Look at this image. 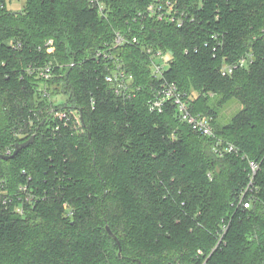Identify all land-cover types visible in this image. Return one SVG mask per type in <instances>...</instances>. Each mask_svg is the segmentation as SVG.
<instances>
[{
    "label": "trees",
    "instance_id": "16d2710c",
    "mask_svg": "<svg viewBox=\"0 0 264 264\" xmlns=\"http://www.w3.org/2000/svg\"><path fill=\"white\" fill-rule=\"evenodd\" d=\"M153 1L105 0V15L89 0H25L20 10L0 0V179L12 196L0 205V264H264V0H173L190 17L182 27L140 18ZM118 32L170 52L165 78L189 94L192 113L212 116L214 137L171 102L150 110L159 81L141 46L113 50L136 88L116 94L93 55ZM47 64L51 93L66 95L59 106L81 111L80 131L45 120L32 70ZM234 100L241 108L221 124ZM229 144L236 151L216 149ZM22 183L33 200L23 214Z\"/></svg>",
    "mask_w": 264,
    "mask_h": 264
},
{
    "label": "built area",
    "instance_id": "2783aa9c",
    "mask_svg": "<svg viewBox=\"0 0 264 264\" xmlns=\"http://www.w3.org/2000/svg\"><path fill=\"white\" fill-rule=\"evenodd\" d=\"M89 2L97 8L100 14L107 13V4L105 0H89ZM140 18H153L158 21H165L170 24H175L182 27L189 21L190 17L186 10L179 6L173 0H154L151 2L147 8L143 11L138 12ZM53 41L49 40L46 45L50 46L48 51H52ZM125 43H132L137 46H141L144 53L148 56L150 60V66L152 75L157 81H159V86L156 89L155 97L150 100L149 108L151 111L162 112L164 107L168 102L176 105L180 119L189 123L192 128L206 136L214 137L215 131L213 127L212 116L192 113L190 109L189 94L179 88V86L165 78V72L169 68V60L171 58L170 52L167 50L156 48L153 46H145L140 43L136 36L128 38L123 33L118 32L113 45L109 46L107 49L98 50L93 56L98 59L106 60V81L110 83L117 95L122 97L131 98L136 93V88L133 85V75L130 74L125 67L124 62L117 55H114V49ZM217 48L215 47L214 50ZM248 58H242L237 63H224L221 67V72L223 75H229L234 72V70L239 66H244L247 64ZM75 62H71L70 65L73 66ZM33 71L35 78L39 80V89L45 101L50 105L48 109L47 117L45 120L56 122L54 129H60L61 126H66L71 130L80 131L83 126V119L81 111L73 106L60 107V102H55L54 98H57L51 93L53 86L49 85V80L53 77L52 66L50 64L37 67ZM51 87V88H50ZM217 151L222 154L224 151L233 152L236 151L235 147L231 144L225 146L224 149L216 148ZM251 167V172L249 174V182L247 187L242 192L241 202L245 208L251 207L252 204V194H248L253 191L255 184V176L259 169V163L251 160L249 162ZM7 180L0 179V205L8 204L12 201V196L8 194ZM19 204L14 207L18 213L23 214L25 209V204L32 205V194L27 190V185L25 183L19 186ZM248 196V199L246 198ZM246 199V200H245Z\"/></svg>",
    "mask_w": 264,
    "mask_h": 264
},
{
    "label": "rangeland",
    "instance_id": "374dc122",
    "mask_svg": "<svg viewBox=\"0 0 264 264\" xmlns=\"http://www.w3.org/2000/svg\"><path fill=\"white\" fill-rule=\"evenodd\" d=\"M8 7L13 10H20L23 8L25 4V0H7ZM66 100V95H62L59 98H54L55 102L64 103ZM241 104L238 101H231L227 103L222 109L219 111L218 121L221 124H225L230 121L232 116L241 108Z\"/></svg>",
    "mask_w": 264,
    "mask_h": 264
},
{
    "label": "water",
    "instance_id": "95a60500",
    "mask_svg": "<svg viewBox=\"0 0 264 264\" xmlns=\"http://www.w3.org/2000/svg\"><path fill=\"white\" fill-rule=\"evenodd\" d=\"M44 122V120H43ZM35 139V134H32L27 140L22 141V142H17L15 144V149L13 151L12 154L10 155H4L3 158L5 159H9V158H13L14 156H16L23 148L27 147L30 143H32ZM106 230L108 232L109 235H111L114 239L117 240V243L119 245V256L122 255V247H121V243L118 239V237L114 234V232L111 230V228L109 227V225H106Z\"/></svg>",
    "mask_w": 264,
    "mask_h": 264
}]
</instances>
